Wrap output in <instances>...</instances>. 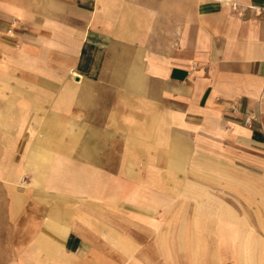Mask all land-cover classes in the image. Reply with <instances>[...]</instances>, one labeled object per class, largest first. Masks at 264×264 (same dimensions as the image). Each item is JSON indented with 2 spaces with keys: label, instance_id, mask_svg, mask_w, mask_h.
I'll return each instance as SVG.
<instances>
[{
  "label": "crops",
  "instance_id": "1",
  "mask_svg": "<svg viewBox=\"0 0 264 264\" xmlns=\"http://www.w3.org/2000/svg\"><path fill=\"white\" fill-rule=\"evenodd\" d=\"M0 264H264V0H0Z\"/></svg>",
  "mask_w": 264,
  "mask_h": 264
},
{
  "label": "bare ground",
  "instance_id": "2",
  "mask_svg": "<svg viewBox=\"0 0 264 264\" xmlns=\"http://www.w3.org/2000/svg\"><path fill=\"white\" fill-rule=\"evenodd\" d=\"M118 66V65H117ZM68 90H70V89H68ZM78 97V96H77ZM87 101V100H86ZM55 124V123H54Z\"/></svg>",
  "mask_w": 264,
  "mask_h": 264
}]
</instances>
